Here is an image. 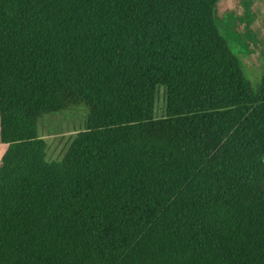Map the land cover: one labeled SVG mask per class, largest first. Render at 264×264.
<instances>
[{
	"label": "trees",
	"instance_id": "trees-1",
	"mask_svg": "<svg viewBox=\"0 0 264 264\" xmlns=\"http://www.w3.org/2000/svg\"><path fill=\"white\" fill-rule=\"evenodd\" d=\"M220 1L0 0V264H264V75Z\"/></svg>",
	"mask_w": 264,
	"mask_h": 264
},
{
	"label": "rangeland",
	"instance_id": "rangeland-1",
	"mask_svg": "<svg viewBox=\"0 0 264 264\" xmlns=\"http://www.w3.org/2000/svg\"><path fill=\"white\" fill-rule=\"evenodd\" d=\"M251 2L252 18L250 19L246 15V0H221L217 7L216 20L223 33L228 35L231 26L239 34L236 40L241 42L245 50L254 51L242 59L249 82L257 87L264 75V56L258 52V47L252 42L256 38L264 39V0H251ZM232 34L235 36L234 33ZM230 44L232 49H238L236 41L232 38ZM164 113L165 95L160 89L156 98L155 115L161 118ZM86 116L87 108L81 104L73 110L47 116L41 120L39 136L47 143L50 160L62 159L72 140L83 130Z\"/></svg>",
	"mask_w": 264,
	"mask_h": 264
},
{
	"label": "flooded vegetation",
	"instance_id": "flooded-vegetation-1",
	"mask_svg": "<svg viewBox=\"0 0 264 264\" xmlns=\"http://www.w3.org/2000/svg\"><path fill=\"white\" fill-rule=\"evenodd\" d=\"M237 43V42H236ZM238 45V44H237ZM256 46V45H255ZM241 46H238V51H236L238 54V56L240 57V58H244V57H246L248 54H250V52H247L246 50L244 51V52H242L241 51V48H240ZM257 47L259 48L260 46H259V44L257 45ZM240 50V51H239ZM252 51V50H251Z\"/></svg>",
	"mask_w": 264,
	"mask_h": 264
}]
</instances>
